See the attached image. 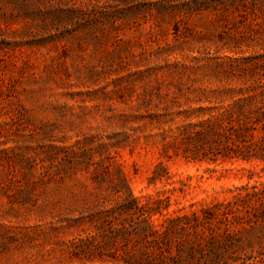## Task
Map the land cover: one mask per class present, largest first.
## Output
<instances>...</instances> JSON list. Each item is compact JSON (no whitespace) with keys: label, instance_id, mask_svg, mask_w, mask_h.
<instances>
[{"label":"rangeland","instance_id":"rangeland-1","mask_svg":"<svg viewBox=\"0 0 264 264\" xmlns=\"http://www.w3.org/2000/svg\"><path fill=\"white\" fill-rule=\"evenodd\" d=\"M253 95L264 0H0V264H264L260 204L211 211L264 185L260 125L195 137Z\"/></svg>","mask_w":264,"mask_h":264},{"label":"trees","instance_id":"trees-1","mask_svg":"<svg viewBox=\"0 0 264 264\" xmlns=\"http://www.w3.org/2000/svg\"><path fill=\"white\" fill-rule=\"evenodd\" d=\"M257 99L258 97L253 95L236 101L226 109L224 116L222 115L223 117L218 119L217 124L208 121L203 132H196L195 137L205 141L208 146L218 149V154L227 157H240L246 160H250L252 157L262 158L263 155L257 149L254 150L248 140L254 136L252 131L256 130L257 125H260L264 134V98L260 100L261 104L256 105L255 111L244 112L246 103L257 101ZM261 148H264V137ZM255 204L261 206L260 215H254L255 220L261 221L264 218V185L262 187L254 186L252 190H245V192H238L230 201L214 206L216 209L211 211L213 216L220 217L235 214ZM221 206L225 209L219 208ZM144 211L146 210L144 209ZM145 213L151 214L148 210ZM168 223L170 221L166 219L159 228L153 224H147L143 227L139 234L142 238L140 242L144 247L142 249L144 255L147 256L150 247L157 246L161 249L165 244L164 250L169 248V240L164 239L169 235ZM163 256H165L164 252ZM146 260L149 261L150 259L147 258Z\"/></svg>","mask_w":264,"mask_h":264}]
</instances>
